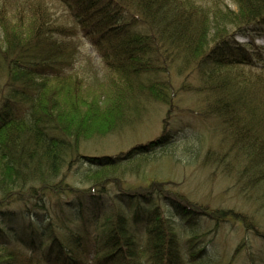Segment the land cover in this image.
Wrapping results in <instances>:
<instances>
[{
	"label": "trees",
	"instance_id": "1",
	"mask_svg": "<svg viewBox=\"0 0 264 264\" xmlns=\"http://www.w3.org/2000/svg\"><path fill=\"white\" fill-rule=\"evenodd\" d=\"M199 1L0 0V264H233L248 239L214 259L211 231L235 223L264 239L261 223L191 200L172 177L129 183L180 154L228 177L239 168V191L264 198V0ZM82 40L100 57L95 81L73 71ZM172 71L197 74L180 88L203 96L192 110L205 129L218 125V150L170 122L127 153L83 150L142 119L149 102L171 116Z\"/></svg>",
	"mask_w": 264,
	"mask_h": 264
},
{
	"label": "rangeland",
	"instance_id": "2",
	"mask_svg": "<svg viewBox=\"0 0 264 264\" xmlns=\"http://www.w3.org/2000/svg\"><path fill=\"white\" fill-rule=\"evenodd\" d=\"M199 2L205 4L218 2L223 6L227 4L231 8L235 5L233 0H200ZM54 12V18L57 17L60 20L62 17L64 18V13L60 10L54 9ZM258 39V43L264 44V35ZM239 40L242 42L246 41L244 37H240ZM80 49L76 54L73 71H80L85 75L87 81H95L96 78L94 76L97 77L101 73L99 66L101 65L100 57L91 43L86 40H82ZM169 76L172 78V83L175 88L178 89L175 109L172 111L171 116H168V106L162 103L149 102L148 106H150V109L147 112L146 110L144 111L145 113L142 119L134 120L131 125L125 127V130L123 129L124 132L119 133L120 135L112 133L104 138H92L84 142L82 145L83 150H87L86 152L88 153L91 152L90 154L92 155L116 156L121 153H127L137 145L145 144L158 138L164 130L165 124H169V122L177 131L185 130V134H190L193 137L196 134L199 135L196 133L197 131L202 132L199 139H192L193 143L198 145L199 141L201 143L203 141L204 150L211 147L217 148L218 150L219 140L222 139V135L216 131L218 125L215 122L211 125L210 130L205 129L202 123L195 117L196 114L192 110L203 102V96H200L195 91L181 90L182 88H180L184 83L186 85L189 83L191 85H198L199 78L197 74L180 77L172 71ZM161 78L167 77L162 76ZM173 156L176 158L175 162L168 160L172 159ZM168 157H159L157 161H154L152 168L149 167L151 164L147 165L146 167L149 168L144 167L139 174H136L134 171L135 173L133 175H128L129 181L132 184H141L146 177L154 173L161 178H167V180L168 177H172V179L169 178L172 181L168 186L172 188L173 183L174 189L181 191L191 200L203 205H209L213 208L225 207L234 210L245 219V222L261 223V231L264 230V198L260 196L261 192L259 195L254 193L257 196L255 198L257 202H255L253 200L254 196L244 195V193L239 191L241 188L239 186L240 183L236 187V183L241 181V179H238L239 172L237 169L239 168L234 166L235 169H232L233 173H230L233 176L228 177L223 175L224 170L221 172L215 169L214 165H205L202 162L203 158L201 160H193L190 157L189 161L185 159V161H179L180 154L179 157L173 154H169ZM241 182L243 183V180ZM260 208L263 211H260ZM202 225L206 226L208 224L203 221ZM242 239H248L247 249L240 251V254L233 264H249L247 260L248 253L255 255V264L258 262V253H261L260 262L264 264V239L253 235L251 232L247 233L244 227L242 228L238 224L227 223L222 230L211 231L206 238L207 242L212 241V245L217 249H210L212 258L225 260L232 255L238 244L242 242Z\"/></svg>",
	"mask_w": 264,
	"mask_h": 264
},
{
	"label": "bare ground",
	"instance_id": "3",
	"mask_svg": "<svg viewBox=\"0 0 264 264\" xmlns=\"http://www.w3.org/2000/svg\"><path fill=\"white\" fill-rule=\"evenodd\" d=\"M206 126H207V125H206ZM117 135H120V134L117 133ZM94 156H96V155H94ZM90 166H92V165H90ZM129 183H131V182L129 181ZM92 199H93V200L95 201V203H97L99 206H102V204H101V202H100V197L92 196ZM175 200L178 201L179 198L176 197ZM89 216H91V215H89ZM213 250H217V249L215 248V246H214Z\"/></svg>",
	"mask_w": 264,
	"mask_h": 264
}]
</instances>
